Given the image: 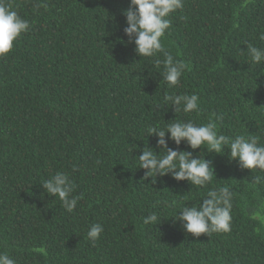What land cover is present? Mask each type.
Wrapping results in <instances>:
<instances>
[{"label":"trees","instance_id":"trees-1","mask_svg":"<svg viewBox=\"0 0 264 264\" xmlns=\"http://www.w3.org/2000/svg\"><path fill=\"white\" fill-rule=\"evenodd\" d=\"M6 2L30 30L0 56V252L17 264H264V184L250 183L257 172L197 149L215 166L206 188L171 174L144 180L134 159L141 153H132L135 144L159 153L150 125L210 116L221 118L222 134L256 135L264 145V64L246 52L247 43L264 48V0H184L162 37L190 66L175 88L163 65L126 43L130 0ZM173 93L198 94L203 111L163 107ZM57 172L82 197L71 213L42 186ZM225 185L234 193L230 232L196 237L173 219ZM153 212L160 223L144 224ZM97 223L104 230L92 242Z\"/></svg>","mask_w":264,"mask_h":264},{"label":"clouds","instance_id":"clouds-1","mask_svg":"<svg viewBox=\"0 0 264 264\" xmlns=\"http://www.w3.org/2000/svg\"><path fill=\"white\" fill-rule=\"evenodd\" d=\"M42 5L36 4L39 9ZM46 7V5H43ZM184 8V0H130L129 7L123 11L126 18V26L123 28L128 37L127 44L135 45V52L140 57L155 58L157 68L163 65L160 73L163 81L172 88L178 86L181 77L189 69V64L176 59L165 48L162 37L171 27L170 15ZM30 30L28 20L13 10L12 5L6 0H0V56L8 54L16 41L23 33ZM264 41V32L259 35ZM247 55L252 64H264V48H259L247 43ZM163 57L161 59L160 57ZM164 104L174 106L175 112H195L200 114L198 94H166ZM157 105L156 109H160ZM221 118L209 117L206 123L197 124L193 120L187 122L173 119L166 126L150 125L147 127V136L157 137L156 149L148 144L142 149L135 144V150L141 154L138 158L139 167L145 170L144 180L153 177H163L171 174L176 181H188L192 186L206 188L215 174V166L212 160L202 156L201 151L194 155L197 149H206L207 153L227 155L230 162H236L241 170H251L257 174L251 176L253 187L264 184V145L259 143V137L252 134H236L229 136L222 134L219 129ZM169 140L175 143L176 148L169 146ZM185 143L192 151L181 150L180 145ZM226 149L229 151L226 152ZM163 153V154H161ZM46 193L52 197H58L62 207L69 213L73 212L82 199L81 196L73 195L75 182L70 179L68 173L57 172L42 183ZM234 193L230 187L220 186L208 190L203 198L191 207L183 206L178 216L173 218L182 225V229L193 236L201 234L211 236L213 233H227L231 231L232 208ZM173 200L169 205L174 206ZM264 207V201H261ZM160 218L153 212L144 218V224H159ZM101 224H93L87 232V238L95 242L103 232ZM0 264H17L7 252H0Z\"/></svg>","mask_w":264,"mask_h":264}]
</instances>
